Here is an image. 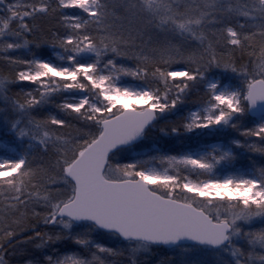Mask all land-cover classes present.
I'll return each mask as SVG.
<instances>
[{
	"label": "snow or ice",
	"instance_id": "snow-or-ice-1",
	"mask_svg": "<svg viewBox=\"0 0 264 264\" xmlns=\"http://www.w3.org/2000/svg\"><path fill=\"white\" fill-rule=\"evenodd\" d=\"M0 264H264V0H0Z\"/></svg>",
	"mask_w": 264,
	"mask_h": 264
}]
</instances>
